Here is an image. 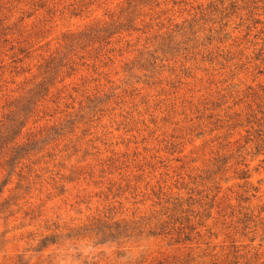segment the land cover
<instances>
[{
	"label": "rangeland",
	"instance_id": "rangeland-1",
	"mask_svg": "<svg viewBox=\"0 0 264 264\" xmlns=\"http://www.w3.org/2000/svg\"><path fill=\"white\" fill-rule=\"evenodd\" d=\"M0 264H264V0H0Z\"/></svg>",
	"mask_w": 264,
	"mask_h": 264
}]
</instances>
